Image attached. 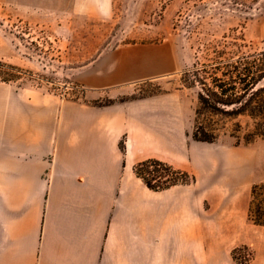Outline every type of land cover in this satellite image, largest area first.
<instances>
[{
    "label": "crops",
    "instance_id": "crops-1",
    "mask_svg": "<svg viewBox=\"0 0 264 264\" xmlns=\"http://www.w3.org/2000/svg\"><path fill=\"white\" fill-rule=\"evenodd\" d=\"M10 2L36 14L112 13V0ZM184 64L173 42H130L72 68L84 96L0 81V264H239L201 247L205 230L239 228L211 223L206 200L221 160L233 172L243 151L192 137L195 100L184 90L124 97ZM105 95L114 101L93 102ZM150 158L197 180L150 189L134 171Z\"/></svg>",
    "mask_w": 264,
    "mask_h": 264
},
{
    "label": "rangeland",
    "instance_id": "rangeland-1",
    "mask_svg": "<svg viewBox=\"0 0 264 264\" xmlns=\"http://www.w3.org/2000/svg\"><path fill=\"white\" fill-rule=\"evenodd\" d=\"M79 8L36 14L0 0V81L80 97L84 90L71 80L72 68L89 61L100 48L169 41L180 50L183 68L131 85V94L124 97L181 89L194 98L195 109L198 88L185 86V70L211 62L221 51L237 57L264 47V0H112L108 16L73 11ZM110 99L105 95L93 102ZM233 123L222 122L225 126L215 142L243 153L235 156L233 172L230 168L226 173L227 161L221 160L218 188L210 185L206 207L211 223L236 222L239 228L205 230L201 252L220 259L239 247L236 262L248 264L253 258L264 259V226L253 224L246 213L252 185L264 180V139L239 143L231 135Z\"/></svg>",
    "mask_w": 264,
    "mask_h": 264
},
{
    "label": "trees",
    "instance_id": "trees-1",
    "mask_svg": "<svg viewBox=\"0 0 264 264\" xmlns=\"http://www.w3.org/2000/svg\"><path fill=\"white\" fill-rule=\"evenodd\" d=\"M182 79L185 86L198 88L194 139L215 142L225 126L222 122L226 121H234L231 135L239 143L264 139V47L242 52L237 57L221 51L211 62L195 64L185 70ZM160 92L164 91H153L141 97ZM113 101L110 99L101 104ZM120 145L125 152L124 139ZM134 171L153 190L197 180L194 174L155 158L138 162ZM248 219L255 225L264 226V180L251 187ZM239 250L237 247L232 251L234 259Z\"/></svg>",
    "mask_w": 264,
    "mask_h": 264
}]
</instances>
